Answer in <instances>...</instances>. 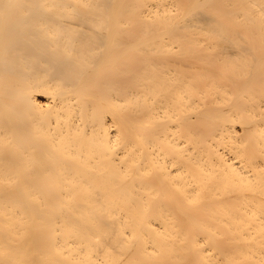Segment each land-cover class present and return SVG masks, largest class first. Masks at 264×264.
<instances>
[{
  "label": "bare ground",
  "instance_id": "bare-ground-1",
  "mask_svg": "<svg viewBox=\"0 0 264 264\" xmlns=\"http://www.w3.org/2000/svg\"><path fill=\"white\" fill-rule=\"evenodd\" d=\"M0 264H264V0H0Z\"/></svg>",
  "mask_w": 264,
  "mask_h": 264
}]
</instances>
